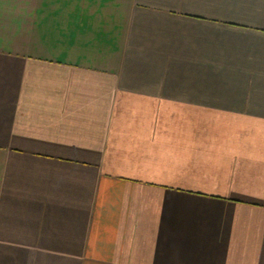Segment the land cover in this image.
Masks as SVG:
<instances>
[{
	"label": "crops",
	"instance_id": "crops-1",
	"mask_svg": "<svg viewBox=\"0 0 264 264\" xmlns=\"http://www.w3.org/2000/svg\"><path fill=\"white\" fill-rule=\"evenodd\" d=\"M0 264H264V0H0Z\"/></svg>",
	"mask_w": 264,
	"mask_h": 264
}]
</instances>
